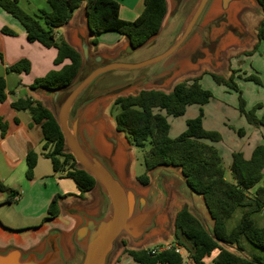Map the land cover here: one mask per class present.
Segmentation results:
<instances>
[{"label":"trees","instance_id":"obj_1","mask_svg":"<svg viewBox=\"0 0 264 264\" xmlns=\"http://www.w3.org/2000/svg\"><path fill=\"white\" fill-rule=\"evenodd\" d=\"M50 11L31 16L18 6V0H0V8L15 18L24 28L29 42H38L46 48L57 51L53 61L60 65L69 61L59 70H51L45 76L37 78L29 89L55 90L69 85L75 78L80 66L81 56L62 37L57 36V29L66 24L72 13L84 5L87 26L93 35L90 45L97 46V36L114 32L125 37L132 48H137L158 33L167 12L165 0H143V10L133 21L119 18L120 0H46ZM261 9L263 18L255 30L256 43L252 49L243 53L252 55L260 42L264 41V0H255ZM13 34L9 30H2ZM29 63L22 60L11 66L8 71L27 72ZM208 75L216 84L223 85L238 93L237 110L253 127L264 126V116L257 118L255 108L245 109L244 100L234 82L235 71L230 70L227 78L204 72L200 76L186 79L173 85L169 92L161 90H141L134 95L119 96L110 106V114L115 123V130L123 134L127 143L142 152L144 171L136 179L142 185L148 183L147 172L160 165L176 167L180 170L187 187L202 197L204 206L212 220L211 228L194 215L184 205L175 215L172 238L181 246L194 264H204L203 259L217 251L212 264H264V257H246L242 253L241 241L253 245L264 252V227H258L252 220V214L264 210V187H257L250 192L263 177L264 144L257 145L248 160L240 152L232 153L229 167L231 181L225 178L220 154L212 145L203 140L217 142V132L206 131L202 127L203 111L201 107L212 98V93L204 89L200 80ZM259 83L256 77H249ZM4 80L0 78V103L4 102ZM199 106L195 118L186 121L185 130L176 138L168 136L167 117L178 118L184 115L186 107ZM16 112H27L31 121L39 125L42 133L40 154L29 151L25 156V177L31 179L39 155L48 159L53 171L61 178L74 182L83 199L84 194L95 186V180L77 164L71 154L64 149L62 133L52 113L41 102L30 97L18 99L10 104ZM16 122V120H15ZM6 125L0 118V135L6 134ZM264 140V132L262 133ZM0 192L7 193L5 203H11L16 194L0 182ZM70 194L55 196L41 223L59 215L58 203ZM239 208L244 212L238 223L227 230V222ZM138 264H184L183 257L173 250H164L151 254L150 249H127L124 255ZM122 258V257H121ZM121 258L116 264L121 263Z\"/></svg>","mask_w":264,"mask_h":264},{"label":"crops","instance_id":"obj_2","mask_svg":"<svg viewBox=\"0 0 264 264\" xmlns=\"http://www.w3.org/2000/svg\"><path fill=\"white\" fill-rule=\"evenodd\" d=\"M142 1L143 0H120L118 12L119 18L124 21L135 20L143 10V5H141ZM165 2L167 12L161 28L166 31L173 29L176 26L181 19L182 14L188 8L191 0H165ZM18 6L23 12L31 16L39 15L41 12L47 13L50 11V6L46 0H18ZM251 7L260 8L256 1L252 2L250 0L249 3L246 4H243L242 1H234L229 4L225 11H223L220 0H211L203 16L201 26H205L206 23L215 20L223 13L226 14V18L221 25L218 28H213L210 33V42L215 45L214 52L208 50L207 47L201 46V38L196 31L184 46L165 62L162 67L163 70L173 69L175 72L164 86L156 90L164 91L165 88L169 87L173 81L182 74H185L186 76L176 83L200 76L204 72L214 73L224 76L225 78V75L223 74H229L232 68V59H238L239 56L242 57L244 55L243 53L250 51L256 43V35L254 31L252 33H247L248 37H245L244 39L237 37L238 35L236 34L237 32L245 34L243 28L238 29L237 27L238 22H236L235 19L236 14H241L242 20L244 21L245 18H247L246 13L248 12V8ZM261 19H259V21ZM5 29L11 31L13 34L10 35L2 32V30ZM231 32L236 36H231V34H229ZM57 36L62 37L77 51L79 41L84 38L89 44L90 52L92 54H101L107 57L115 56L120 49L128 44V40L125 37L114 32H106L97 36V46L90 45V41L94 37L87 26L84 5L72 13L70 20L66 24L57 29ZM263 42L264 41L260 42L259 45ZM56 54L57 51L55 48H46L38 42H29L26 39V32L23 26L15 18L0 8V78L4 80V92L6 95L5 101L0 103V118L7 127L5 136L1 137L0 135V163L4 165L10 174L19 175V180H22L23 175L24 181L25 179L27 181H32L34 179L45 180L52 178L55 181L64 184L62 187L64 188V193H61L60 195H71L59 201V215L56 218L48 220L45 223H41V219L39 223L19 231L7 229L5 225H3V218L12 221L13 219L15 220V218L9 216V212H21V208L24 207L26 202V193L21 186H24L25 184L22 182L13 185L14 189L11 190L15 191L16 194L12 198L11 203H5V196L8 197V194L5 193V195L3 192H0V246L2 247L13 245L23 249L30 248L51 228L60 229L65 234H68L76 224V220L67 215L66 211L68 209L73 206H78L84 210L92 211L99 205V199L95 194L94 189L85 193L83 199L77 197L79 194L77 188L75 190H67L65 182V179L67 178L59 177V174L53 171L51 162L41 155L37 158L32 178L27 179L25 177V156L29 151H34L40 154L42 133L40 126L35 125L31 121L27 112H16L11 108L10 104L18 99L30 97L35 101L41 102L48 109L46 101L42 96L44 89L31 90L29 89V86L35 79L45 76L51 70H59L62 66L69 63V61L65 60L62 64L55 66L53 61ZM199 55L201 57H198ZM223 55H225V57H221ZM22 60L29 63V69L27 72L21 71L20 73H14L8 71L11 66ZM222 67L226 68L225 71H222ZM199 82L200 84L204 82L206 90H210L212 93H214V90L218 92L220 91V93H229L226 91L227 88L225 86L215 84L208 75H203ZM136 93L137 92H134L132 95ZM113 100L114 99L103 101L89 112L87 116L88 123L90 124L96 121L97 125H89L87 127V133L91 143L99 150H105L107 148L101 137L103 133L116 136L120 147L117 166L118 172L128 185H134L141 189L144 188L145 185L139 183L136 178L142 173L136 175L133 165L129 174H127L125 169V164L127 162L126 149H132V147L127 143L125 138H121L116 130L114 132L106 131L103 123H100V121H98L99 119L96 117L98 109L104 104L111 103ZM198 109L199 106L197 105L187 106L184 115L178 118L185 117L186 124L187 120L193 119L197 116ZM201 109L203 111V129L206 131L217 132L220 136V140L217 142H210L208 140H203V142L212 145L218 150L222 166L228 173L232 161V153L240 152L243 158L248 160L253 149L257 145L264 144V140L262 139L263 130H261V128L260 130L253 129V127L246 122L245 118L237 110V98L234 97L233 100L227 101V99L223 97L212 94V98L208 103L203 105ZM245 109L248 110V107L245 106ZM170 118L172 117H167L168 123ZM111 121L114 123L113 120ZM169 126L168 135L171 138H176L177 135L183 132L186 128V125H184L179 133L172 135V126L170 123ZM45 161L50 162V169ZM166 169L169 172H173L176 176L166 174L165 187L168 192V197L165 208L160 216L162 227L159 232L145 238L142 244H145L146 246H149L150 242H155L157 244L164 242V239L158 235L162 233L168 222L171 226L172 233L175 215L184 205H187L194 215L200 216L205 220V222H207V228H211L212 226V220L209 218L202 197L193 193L187 187L178 168L168 166ZM42 170H44V172H42ZM1 173L2 170L0 167V182L3 181ZM148 180H150L149 177ZM260 181L262 182V180ZM260 181L250 190L251 193H253L258 187L261 183ZM172 190H174V192ZM92 195L96 198L95 204L91 199ZM259 213L264 214V210ZM5 215H8V217H5ZM256 226L261 227L259 225ZM151 238L158 239L150 240ZM167 238H169L170 241H173L171 235ZM146 242H148L147 244L149 245H147ZM216 254L217 251H214L210 257L203 259V263L205 264V260L211 261ZM120 264L138 263L126 259L124 263L121 261Z\"/></svg>","mask_w":264,"mask_h":264},{"label":"water","instance_id":"obj_3","mask_svg":"<svg viewBox=\"0 0 264 264\" xmlns=\"http://www.w3.org/2000/svg\"><path fill=\"white\" fill-rule=\"evenodd\" d=\"M210 1L191 0L173 29L160 27L143 45L132 48L128 43L113 57L92 54L87 41H79L81 66L75 78L61 89L44 90L42 96L62 133L65 151L95 180L99 205L92 211L78 206L68 209L67 215L76 220L68 234L51 228L30 248L0 246V264H108L120 237L137 246L160 231L168 197L166 174L176 175L160 165L148 171L150 180L144 188L128 185L117 168L120 147L116 136L103 133L107 148L94 147L87 127L97 122L89 124L87 116L103 101L164 86L175 71L163 70V65L196 31L201 46L213 48V52L211 30L221 25L226 14L201 26ZM220 1L225 11L230 3L240 0Z\"/></svg>","mask_w":264,"mask_h":264},{"label":"rangeland","instance_id":"obj_4","mask_svg":"<svg viewBox=\"0 0 264 264\" xmlns=\"http://www.w3.org/2000/svg\"><path fill=\"white\" fill-rule=\"evenodd\" d=\"M240 1H242L243 4H246V3H249L250 0H240ZM251 1L255 2V0H251ZM141 5H143V1ZM246 17L247 18H245V20L243 21L241 14L238 13L235 16L236 22H238V25H237L238 29L243 28V30L245 31L244 32L245 34L243 33L240 34L239 32H237L236 33L238 35L237 37H240L243 39L245 37L246 38L248 37L247 33L249 32L252 33L253 31L255 32L257 25L259 23V19L263 18V14L260 8L251 7V8H248ZM229 34H231V36H236L232 32ZM221 57H225V55ZM231 65H232L231 70L235 71V75H236L235 84L236 85L238 84L241 97L244 100L245 106L248 107V110L255 108V115L257 118L263 117L264 116V42L257 47V50L253 55H243L242 57L239 56L238 59H232ZM222 68L221 70L225 71L226 68L225 67H222ZM229 74L224 73L223 75H225V78H227ZM185 76H186L185 74H182L177 79H175L169 87L164 89V92H169L171 88L173 87V85L176 84L177 81H180ZM251 76L256 77L259 80V83H255L253 80L247 79ZM201 86L204 89H206V85L204 82L201 83ZM226 91H228L229 93L227 94L224 92L220 93V91L218 92L216 90H214V93H212L211 91L210 92L213 95H218L220 97L227 99V101L233 100L234 97L237 98L238 93L235 92L234 90L227 88ZM112 102L109 104L102 105L96 113V117L99 119L98 121H100V123L101 122L103 123L105 130L108 132L115 131V123H112L111 120H113V118L110 114V106ZM185 119H186L185 117L169 119V123L172 126V135H174L175 133H179L180 129H182L183 126L185 125ZM260 128L264 132V126L253 127V129H256V130L257 129L260 130ZM119 135L121 136V138L124 139L123 134L119 133ZM171 139H174V138H171ZM126 150H127L126 151L127 162L125 164V167H126L125 169L127 171V174L130 173L132 169V165L134 166V172L136 175L143 173L144 167L142 164V152L134 149L133 147L132 149L127 148ZM45 162L48 165V168L50 169L51 168L50 162L49 161H45ZM0 167L3 173V174L1 173L2 178H3V181L1 183L6 188L11 190V189H14L13 188L14 184H18L22 182H24L25 184L24 186L23 185L21 186V188L26 193V202L24 204V207L21 208L22 209L21 212L20 211H16V212L10 211L9 212V216H12L13 218H15V220L13 219L12 221H9L3 218V223H4L3 225H5V227L9 230L12 229V230L21 231V229H24L26 227H31L32 225L39 223V221L43 217H45L47 213V208L51 200L55 196L60 195L61 193H64L63 192L64 188H62L64 184L58 181H55L52 178L45 179V180L34 179L32 181H27L25 179L24 181L23 180L24 175H23L22 180H19V175L10 174L9 171L1 163H0ZM42 172H44V170H42ZM225 178L228 181H231L230 174L227 171H225ZM261 180L262 182L260 181L261 183L258 185V187H264V176ZM65 182L67 185L66 187L67 190L70 191V190L76 189V186L72 180L65 179ZM172 191L174 192V190ZM5 198H7V196H5ZM91 199L93 200V203L95 204L96 198L94 197V195L91 196ZM4 208H7V207H4ZM243 212H244V208H239L237 211H235V213L231 216V218L227 222V230L232 229L238 223L239 218ZM5 217H8V215H5ZM197 217H199L204 222L207 228V222H205V220H203L200 216H197ZM252 220L256 225L264 227V214L259 213V212L253 213ZM170 227L171 226L168 222L164 230L162 231V233L158 236L164 239L163 243L175 244L174 241H170L169 238H167L169 235L172 236L173 234V231L171 233ZM154 239H158V238H151L150 240H154ZM147 243L148 242H146V244ZM163 243L157 244L155 242L153 243L150 242V245L147 244L149 246H146L145 244H140V245L135 246V245H132V243L129 241L127 237L122 236L117 240L116 248L111 254L108 264H115L117 260H119L121 257H122L121 258L122 263H124L126 259H129L132 261L130 257L123 256L124 251L127 249H131V250L150 249V248L157 249V248L162 247L161 244ZM241 246L243 249L242 250L243 255H245L248 258L253 257V255L264 257V252L262 250L254 247L253 245L247 243L244 240L241 241ZM205 264H212V263L209 260H205Z\"/></svg>","mask_w":264,"mask_h":264},{"label":"built area","instance_id":"obj_5","mask_svg":"<svg viewBox=\"0 0 264 264\" xmlns=\"http://www.w3.org/2000/svg\"><path fill=\"white\" fill-rule=\"evenodd\" d=\"M15 199V198H14ZM164 250H173L175 253L181 255L183 257V261H184V264H194L188 257H187V254L185 252V250L177 245V244H163L162 247L160 248H157V249H154V248H150V252L151 254H155L157 252H160V251H164ZM185 256V258H184Z\"/></svg>","mask_w":264,"mask_h":264}]
</instances>
